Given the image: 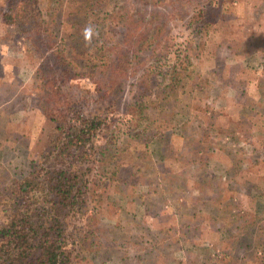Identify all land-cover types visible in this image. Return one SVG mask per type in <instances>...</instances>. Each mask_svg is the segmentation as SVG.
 Returning a JSON list of instances; mask_svg holds the SVG:
<instances>
[{
    "label": "trees",
    "instance_id": "16d2710c",
    "mask_svg": "<svg viewBox=\"0 0 264 264\" xmlns=\"http://www.w3.org/2000/svg\"><path fill=\"white\" fill-rule=\"evenodd\" d=\"M109 1L83 0V4L66 7L63 0H5L2 20L10 24L29 21L34 28L29 29L30 35L41 34L47 49L60 56L63 66L48 71L40 61L36 67V73L46 78L42 84L46 89L36 95L35 105L47 120L46 140L39 152H43L47 164L27 170L12 182L10 192L0 197L3 211L10 209L0 223V264H75L74 251L85 245L92 229L99 226L98 189L105 177L110 179L114 160L117 165L113 181L127 183L129 190H136L139 184L134 177L139 176L146 184L152 173V140L169 128L174 130L170 131L171 146L190 148L194 165L202 163L199 160L206 157L208 145L216 142V133H240L239 151L235 148L236 152L226 153L221 148L240 171L237 183L228 186L233 196L242 193L247 199L254 191L264 193V173L256 175L252 170L264 165V108L256 107L245 96H236L239 108L235 114H228V123L224 118L222 125L211 112L207 113L208 86L199 84L192 53L201 52L205 35L214 24L212 18L204 15L195 0H125L124 6L116 4L110 10ZM232 1H220L216 11L223 21L222 34L231 35L236 43L247 41L264 50V34L255 35L256 30L251 28L255 20L247 18V2L239 7ZM75 13L81 17L80 28H92L90 40L73 31L76 24L70 19ZM108 23L122 30L116 41L108 35ZM21 30L25 33V28ZM69 74L91 78L108 104L89 97L72 103L63 90ZM176 105L195 110L189 113L191 123L177 122ZM107 106L117 108L118 120H107ZM199 116L206 118V131L200 137L192 132L175 137L181 126L182 130L191 128ZM250 165L252 168L248 169ZM135 166L137 169L133 170ZM172 172L168 169L160 174L163 190L172 202L191 187L200 186L192 181L185 191L182 181L172 179ZM217 187L207 192L209 205H214L212 200L217 202L215 224L228 226L229 245L244 244L249 250L241 232L255 213L241 204L234 209L225 198V188L216 193ZM231 192L227 195L230 199ZM163 211L160 225L168 216V210ZM259 228L264 230V224ZM259 235L260 231L255 236V248L250 251L253 255L258 252ZM130 246L142 245L134 241ZM236 253L228 251L222 256Z\"/></svg>",
    "mask_w": 264,
    "mask_h": 264
},
{
    "label": "rangeland",
    "instance_id": "374dc122",
    "mask_svg": "<svg viewBox=\"0 0 264 264\" xmlns=\"http://www.w3.org/2000/svg\"><path fill=\"white\" fill-rule=\"evenodd\" d=\"M63 1L66 7L83 4V0ZM220 1L195 0L214 24L205 35L201 52H193L192 58L199 74L200 86H208L209 95L205 104L207 113L211 112L223 125L224 118L228 123V114H235L239 108L236 96H245L253 100L256 107L264 108V50L256 45L254 47L251 42L236 43L231 35L222 34L223 21L216 15ZM239 1L233 0L232 4L242 7V2H247V18L255 20L251 27L256 30L255 35L261 32L264 34V0ZM116 4L124 6L126 2L110 0L108 9ZM6 7L5 0H0V197L7 195L12 182L27 170L35 165L47 164L43 160V152L39 153L43 151L46 140L47 120L35 105L36 95L46 89L42 85L46 78L36 73V67L40 61L48 71L62 65L60 56L56 57L55 51L47 49L41 34L30 35L29 29L34 28L29 21L26 24H10L2 20L1 11ZM70 21L76 24L74 32L77 30L84 34V29L79 26L81 17L78 13L73 14ZM22 28H25V33H22ZM106 29L112 41L120 38L122 30L119 26L108 23ZM24 35L30 37L25 38ZM94 84L88 76L69 74L63 83V90L68 93L72 103L82 97L107 103L105 96ZM176 108L179 112L177 122L191 123L189 113H195V110L187 105H176ZM105 111L107 120H118L120 117L116 107L109 106ZM261 113L264 114V110ZM205 125L206 118L199 116L192 122L191 128L189 126L182 130L181 126L175 137L190 132L200 137L206 131ZM170 131L174 130L169 128L152 140L149 151L154 168L150 166L152 173L147 176L146 184L139 180V176L134 177L139 184L136 190H129L127 183L113 181L117 165L114 160L110 179L105 177L104 184L98 189L97 196L101 205L97 212L99 226L92 229L85 245L78 246L74 251L75 264H264V230L259 228L260 224H264V193L254 191V195L247 199L242 193L233 196L228 186L239 179L240 171L225 157L224 151L230 153L240 150V133H216V142L208 145L206 157L199 160L202 163L194 165V153L190 148L185 145L180 149L171 146L169 141L173 135ZM173 142L177 143L175 140ZM174 163L184 165L178 167ZM257 167L252 168L250 165L248 169L255 170L256 175L264 173V165ZM132 169L136 170L137 167ZM168 169L173 171L172 179L175 182L184 183L185 191L191 187L188 184L192 181L198 182L200 186L195 189L191 187L188 193L180 194L172 202L171 196L163 190L160 179V174L166 173ZM215 187L216 193L225 188V198L233 203L234 209H237V204H241L255 213V216L249 217L241 232L245 244L250 245L249 250L244 244L229 245L231 237L228 236V226L225 223L215 224L217 202L212 200L211 204L214 205L210 206V193H207ZM230 192L231 199L227 196ZM165 208L168 216L164 217V224L160 225L163 218L160 216ZM9 213L10 209L3 211L0 199V223L5 221ZM258 231V252L253 255L250 251L255 248ZM134 241L142 246L132 248L130 244ZM224 251L238 253L222 256Z\"/></svg>",
    "mask_w": 264,
    "mask_h": 264
},
{
    "label": "clouds",
    "instance_id": "9594fccd",
    "mask_svg": "<svg viewBox=\"0 0 264 264\" xmlns=\"http://www.w3.org/2000/svg\"><path fill=\"white\" fill-rule=\"evenodd\" d=\"M92 35H93V30H92L91 27H88V28H86V29L84 30V37H85V40H86V41H87V40H90L91 37H92Z\"/></svg>",
    "mask_w": 264,
    "mask_h": 264
}]
</instances>
